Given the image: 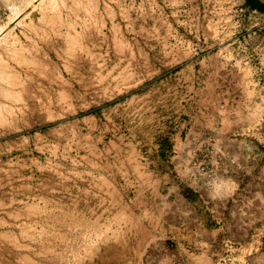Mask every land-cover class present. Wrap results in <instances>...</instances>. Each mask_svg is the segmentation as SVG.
Returning a JSON list of instances; mask_svg holds the SVG:
<instances>
[{"label":"rangeland","instance_id":"374dc122","mask_svg":"<svg viewBox=\"0 0 264 264\" xmlns=\"http://www.w3.org/2000/svg\"><path fill=\"white\" fill-rule=\"evenodd\" d=\"M0 28V264H264L263 12L0 0Z\"/></svg>","mask_w":264,"mask_h":264},{"label":"crops","instance_id":"0c3cea01","mask_svg":"<svg viewBox=\"0 0 264 264\" xmlns=\"http://www.w3.org/2000/svg\"><path fill=\"white\" fill-rule=\"evenodd\" d=\"M179 147L178 148H180L181 150H183L185 147L187 148V147H189V145L187 144V143H183V142H179ZM185 180H192V178L191 177H186V178H184ZM183 179V177H181L180 178V180H178V184L176 183V186H174V188H175V190L176 189H178V190H183V192H185V193H187L188 192V189L187 188H184L185 187V180ZM193 181V180H192ZM188 194V193H187Z\"/></svg>","mask_w":264,"mask_h":264},{"label":"trees","instance_id":"16d2710c","mask_svg":"<svg viewBox=\"0 0 264 264\" xmlns=\"http://www.w3.org/2000/svg\"><path fill=\"white\" fill-rule=\"evenodd\" d=\"M244 2L250 8L264 13V2H261L260 0H244Z\"/></svg>","mask_w":264,"mask_h":264},{"label":"water","instance_id":"95a60500","mask_svg":"<svg viewBox=\"0 0 264 264\" xmlns=\"http://www.w3.org/2000/svg\"><path fill=\"white\" fill-rule=\"evenodd\" d=\"M261 2H264V0H260Z\"/></svg>","mask_w":264,"mask_h":264},{"label":"bare ground","instance_id":"6f19581e","mask_svg":"<svg viewBox=\"0 0 264 264\" xmlns=\"http://www.w3.org/2000/svg\"><path fill=\"white\" fill-rule=\"evenodd\" d=\"M1 29V28H0ZM12 37H14V36H12ZM4 38V37H3ZM1 39V38H0ZM16 39V38H15Z\"/></svg>","mask_w":264,"mask_h":264}]
</instances>
